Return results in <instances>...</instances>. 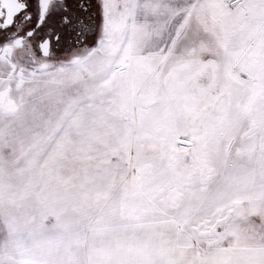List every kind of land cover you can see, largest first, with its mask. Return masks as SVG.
<instances>
[{"label": "snow or ice", "instance_id": "snow-or-ice-1", "mask_svg": "<svg viewBox=\"0 0 264 264\" xmlns=\"http://www.w3.org/2000/svg\"><path fill=\"white\" fill-rule=\"evenodd\" d=\"M0 264H264V0H0Z\"/></svg>", "mask_w": 264, "mask_h": 264}]
</instances>
